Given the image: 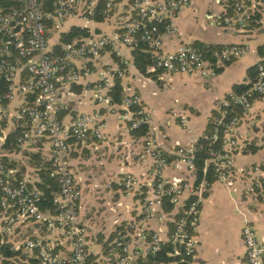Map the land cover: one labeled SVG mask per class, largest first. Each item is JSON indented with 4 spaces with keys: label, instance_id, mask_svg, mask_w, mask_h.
Masks as SVG:
<instances>
[{
    "label": "built area",
    "instance_id": "obj_1",
    "mask_svg": "<svg viewBox=\"0 0 264 264\" xmlns=\"http://www.w3.org/2000/svg\"><path fill=\"white\" fill-rule=\"evenodd\" d=\"M257 1L261 2L239 0L234 16L223 18L225 27L244 24L249 18L246 10ZM190 3L191 0H0V243L23 251L26 258L16 261L94 264L88 257L98 243L79 219L83 191L70 167L69 154L86 146L92 136L104 140L106 123L100 113L77 116L68 124L63 121L62 114L68 109L63 89L71 86H80V96L105 107L108 114L116 112L117 107L124 108L121 118L129 121L131 130L142 126L149 129L139 159L149 163L154 176L152 185L147 187L131 173L121 181L123 194L138 201L141 213L124 227V233L117 231L114 239L103 241L95 263L149 264L148 256L155 257L164 246L160 231L151 229L153 223L172 225L170 243L177 264H191L197 257L195 230L204 195L212 183L198 181L194 148L176 149L175 165L186 167L190 179L181 183L169 180V157L152 136L151 115L141 98L127 95L117 106L110 95L130 66L122 49L133 51L139 42L148 46L149 70L154 73L211 79L223 63L243 57L245 50L239 46L223 48L214 52V66L190 44H181L174 52L163 51L164 38L179 34L177 18ZM99 15L103 17L101 22L97 21ZM77 29L88 30L89 36H77L69 43L61 41L63 34ZM107 55H116L120 63L105 64ZM255 67L251 88L243 95H228L221 107L222 117L215 124L212 139L221 148L210 150L204 173L212 165L217 182H229L239 144L236 133L241 118L225 121V109L238 107L247 115L254 98L264 95V60ZM180 124H187L183 114ZM14 129L21 131L16 137L21 151L8 152L3 147ZM43 141L50 147L47 161L51 176L60 186L54 212L41 209L42 195L34 186L36 176L24 174L21 178L20 168L2 161L7 156L17 164V153L35 152L34 148ZM28 171L34 173L31 167ZM251 173L256 175L257 196L264 199V167L256 166ZM167 199L174 205L173 211H166ZM241 242L245 264H264V242L258 240L249 222L242 229Z\"/></svg>",
    "mask_w": 264,
    "mask_h": 264
},
{
    "label": "crops",
    "instance_id": "obj_2",
    "mask_svg": "<svg viewBox=\"0 0 264 264\" xmlns=\"http://www.w3.org/2000/svg\"><path fill=\"white\" fill-rule=\"evenodd\" d=\"M230 1L239 0H191L177 18L179 34L165 37L163 41L165 53L176 51L181 44L195 43L239 46L245 50L242 58L231 61L230 65L223 63L222 72L214 78L163 72L145 76L134 65L133 51L122 49L130 63L121 81L124 96H139L151 115L152 136L170 160L166 176L175 183L190 179L186 167L175 165L176 149L195 148L212 119L218 118L213 116L220 113L223 101L233 93L236 85L250 84L249 70L264 60V0L246 10L248 20L255 14L261 16L258 26H250L247 20L228 29L223 18L227 16ZM104 63L116 65L117 61L113 55H107ZM79 87L63 89L64 100L68 103L63 121L68 124L77 116L100 113L106 123L104 140L92 136L86 146L69 154L70 167L83 191L79 219L97 240L98 244L90 249L92 255L97 256L104 240L133 223L141 213L138 201L123 194L121 181L124 176L134 174L147 187L152 185L154 176L149 163L139 159L145 138L133 137L129 121L121 118L124 108L117 107L116 112L108 114L105 107L81 97L74 90ZM182 114L187 117L185 127L180 124ZM236 135L239 144L234 152L229 182L215 181L204 195L195 230L198 254L191 264H245L241 233L247 222L253 225L258 240L264 242V199L257 196L256 175L251 173L256 166L264 167V96L253 101L250 112L241 117ZM41 143L42 155L48 160L49 144ZM251 144L259 148L258 152L245 153ZM23 160L20 156L18 161L23 165ZM187 199L186 196L185 201ZM151 229L160 231L163 247L168 245L171 249L168 256L172 259L160 264H177V257L172 253L175 249L170 243L172 225L153 223Z\"/></svg>",
    "mask_w": 264,
    "mask_h": 264
},
{
    "label": "trees",
    "instance_id": "obj_3",
    "mask_svg": "<svg viewBox=\"0 0 264 264\" xmlns=\"http://www.w3.org/2000/svg\"><path fill=\"white\" fill-rule=\"evenodd\" d=\"M238 1H230L229 9L227 16H234L235 14V4ZM261 16L259 14L253 15L249 20L250 26H258L257 21H260ZM98 22L103 21V17L99 15ZM77 36H89V32L86 29H77L72 31L68 34L62 35V42L63 43H69L72 42L73 39ZM193 47L198 50L200 53L203 54L204 58L208 61H210L214 66L215 65V57L214 52L215 51H221L223 48H227L229 46H220V45H205L203 43H195ZM133 62L135 67L139 70V72L142 75L145 76H155V73L151 72L149 70L151 66L150 61V55L148 53V46L143 43L139 42L136 47L134 48L132 52ZM113 58L115 61L120 63V58L116 55H113ZM233 62V61H232ZM232 62L227 63L230 65ZM218 72H222V69H218ZM249 76L251 78V83L248 85H236L234 87L233 93L236 95H243L245 94L252 86V82L254 81L256 77V67H253L249 70ZM77 93H81V87L74 89ZM112 97V101L117 106L122 105L124 101V88L122 85L121 80H118L115 83V86L112 88V91L110 93ZM264 95L255 97L253 101H255L258 98H262ZM227 112L225 115V121H229L233 119L234 117L241 118L244 116L241 109L238 107H231L228 109H225ZM223 108L220 110V113H214L213 117H218L216 120L211 121L209 128L205 134L204 137H202L198 143L196 144L193 152L194 156V163L196 167V174L198 177V181L206 180L209 183H214L216 181V174L214 171V168L212 165H209L207 167V172L204 173L205 167H206V160L209 159V152L211 149H220L221 144L217 141L216 143L213 141V134L215 129V124L221 119L222 117ZM63 115V114H62ZM130 124V123H129ZM148 127L142 126L138 129L132 130V135L136 139L140 138H146L148 136ZM21 134L20 129H14L10 135L8 136L7 142L4 145V149L8 152H14L16 150L21 151V149L17 146L16 137ZM259 148L255 147L254 144L248 145L246 149L244 150L245 153H252L255 154L258 152ZM43 151L42 143H38L36 146V151L29 153L27 150L23 152L24 157H27L24 160V164L20 168V171L18 172V176L21 178H24V174L28 173L30 175V172L28 171L31 167L34 169V176L37 178V182H35L34 186L41 192V201H40V207L43 211H51L54 212L56 210V205L54 203L56 195L59 193L60 186L58 184V181L56 178L51 176V164L45 160L43 157ZM9 158L7 156L2 158L3 163L6 165H10L11 167H16L15 163H11V161L8 160ZM172 159V158H171ZM29 166V167H28ZM165 208L166 211H173L174 205L170 203V201L167 199L165 202ZM119 232L124 233V227L119 229ZM116 235H112L110 239H114ZM107 244H105L106 246ZM168 250H171L170 247L167 245V247H163V249L157 253V255L154 257L148 256L147 262L149 264H160L162 261L165 260H171L172 258L168 256ZM18 258L25 259L26 255L23 253V251H15L11 245L9 244H1L0 243V264H26L20 261H16ZM88 261L94 264L96 261V256L90 255L88 257ZM30 264H39V261L37 259H31ZM178 264H188L186 262L184 263H178Z\"/></svg>",
    "mask_w": 264,
    "mask_h": 264
},
{
    "label": "rangeland",
    "instance_id": "obj_4",
    "mask_svg": "<svg viewBox=\"0 0 264 264\" xmlns=\"http://www.w3.org/2000/svg\"><path fill=\"white\" fill-rule=\"evenodd\" d=\"M20 156L24 157V155H21V154H18V153L14 156V160L17 161L16 162L17 163L16 164L17 168H21L22 167V161L21 162L18 161ZM8 160L11 161V158H9ZM29 172H30V175L28 173H25V174H27V175H29V176H31L33 178L34 177V175H33L34 173L32 171H29Z\"/></svg>",
    "mask_w": 264,
    "mask_h": 264
}]
</instances>
